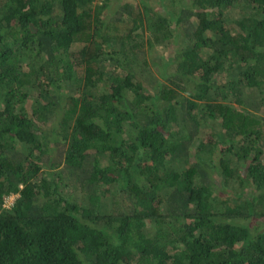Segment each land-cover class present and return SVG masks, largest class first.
<instances>
[{
	"label": "trees",
	"instance_id": "16d2710c",
	"mask_svg": "<svg viewBox=\"0 0 264 264\" xmlns=\"http://www.w3.org/2000/svg\"><path fill=\"white\" fill-rule=\"evenodd\" d=\"M112 5L0 0V264H264V0Z\"/></svg>",
	"mask_w": 264,
	"mask_h": 264
},
{
	"label": "rangeland",
	"instance_id": "374dc122",
	"mask_svg": "<svg viewBox=\"0 0 264 264\" xmlns=\"http://www.w3.org/2000/svg\"><path fill=\"white\" fill-rule=\"evenodd\" d=\"M112 1V3H113V5L110 7V8H108V13L109 14H111L112 13V11H113V9H115L116 7H117V5L116 4H118L119 2L120 3H122L124 0H111ZM102 2V1H101ZM95 3H98V2H95ZM100 3V2H99ZM115 3V4H114ZM241 9H243L242 8V6H237V8H236V15H238L239 14V11L241 10ZM238 13V14H237ZM231 14H232V12H229V13H227V15L228 16H230L231 17ZM193 21L195 22V19L193 18ZM209 34H211V33H209ZM144 35H145V37L147 36V32L145 31L144 32ZM147 49H148V47L146 46L145 47V53H144V55H145V60H146V62L148 63V69L151 71V73L155 76V78H156V76L158 77V79L159 80H161V77L160 76H158L157 75V72H158V67H153V66H151L150 65V62H149V60H151V58H154L155 56H157V55H159L160 57L162 56V57H164L167 53H168V50L169 49H167L165 46H163V45H156L155 46V48H153L152 49V51L150 52V53H147ZM145 69V70H144ZM140 71H141V73H142V75L141 74H139V75H141L142 76V78H143V80L145 81V82H147V67H145V68H142L141 66H140ZM77 73H78V76H81V70L78 68L77 69V71H76ZM164 73L166 72V71H163ZM162 81V80H161ZM246 108V107H245ZM202 137H204V136H202ZM67 145V144H66ZM194 145H196V144H194ZM51 147H52V145H51ZM59 148H61L60 146L59 147H57L56 149H55V151L57 150V149H59ZM54 151V152H55ZM219 151H221L222 153H221V156L223 157V156H225V153L223 154V151H222V149L221 150H219ZM231 154H233L234 155V150L233 151H231ZM231 154H228L226 157H229L228 159H231V165H240L241 163H242V161H239V160H237V157L236 156H232ZM221 156H216L217 158V161H219L220 160V158H221ZM60 168V167H59ZM215 190H217V191H215V193H212V197L213 196H217L218 198H216V200H215V204L216 205H218V206H223V204L221 203V200H223V198H221L220 197V195H222V196H224V195H226L227 194V189L226 188H224V189H219V188H215ZM115 192V186L113 185V186H111V188H110V195H113V193ZM229 193V192H228ZM62 194H63V196L64 195H72V196H74V197H76V199H80L81 198V193L79 192V191H77V190H74L73 189V187H71L70 185L69 186H62ZM249 194V193H248ZM17 195L15 194V195H10V196H8L6 199H5V201H6V205H5V207H8V206H10V205H12V203H13V201H14V199H15V197H16ZM211 197V196H210ZM228 200V203L230 204V199H227ZM103 202H104V204L105 205H107V206H109L111 203H112V199H111V196H105L104 198H103Z\"/></svg>",
	"mask_w": 264,
	"mask_h": 264
},
{
	"label": "clouds",
	"instance_id": "9594fccd",
	"mask_svg": "<svg viewBox=\"0 0 264 264\" xmlns=\"http://www.w3.org/2000/svg\"><path fill=\"white\" fill-rule=\"evenodd\" d=\"M5 203H6V201H5ZM5 203H4V207H5V205H6ZM8 207H9V206H8ZM5 208H7V207H5Z\"/></svg>",
	"mask_w": 264,
	"mask_h": 264
}]
</instances>
